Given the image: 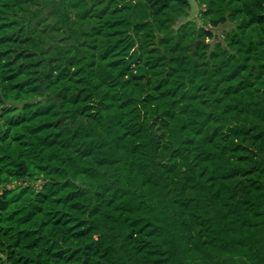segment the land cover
<instances>
[{"label":"trees","instance_id":"trees-1","mask_svg":"<svg viewBox=\"0 0 264 264\" xmlns=\"http://www.w3.org/2000/svg\"><path fill=\"white\" fill-rule=\"evenodd\" d=\"M197 1L0 0V264H264V0Z\"/></svg>","mask_w":264,"mask_h":264},{"label":"rangeland","instance_id":"rangeland-1","mask_svg":"<svg viewBox=\"0 0 264 264\" xmlns=\"http://www.w3.org/2000/svg\"><path fill=\"white\" fill-rule=\"evenodd\" d=\"M191 2V7H190V16L188 18H184L182 20L185 21L187 19H192L194 21H196L200 26H208L209 25V20H205V19H202L201 18V10H200V6L198 4V1L197 0H190ZM67 2L68 0H59V4L61 6V8H63L64 10H66V5H67ZM51 18L48 19L47 23L46 24H49V27H52V24H50L52 21L51 19L53 20L54 17L50 16ZM49 22V23H48ZM180 22V23H182ZM232 25L231 24H228L224 27H221L220 29L217 30L218 33H221L223 30L225 29H228L230 28ZM4 185L2 183H0V193L1 191L4 189Z\"/></svg>","mask_w":264,"mask_h":264}]
</instances>
